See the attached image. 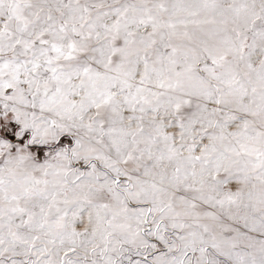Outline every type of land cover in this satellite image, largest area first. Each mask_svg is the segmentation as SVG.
Segmentation results:
<instances>
[{
  "label": "snow or ice",
  "instance_id": "1",
  "mask_svg": "<svg viewBox=\"0 0 264 264\" xmlns=\"http://www.w3.org/2000/svg\"><path fill=\"white\" fill-rule=\"evenodd\" d=\"M0 264H264V0H0Z\"/></svg>",
  "mask_w": 264,
  "mask_h": 264
}]
</instances>
